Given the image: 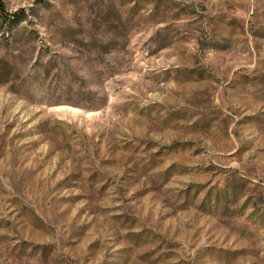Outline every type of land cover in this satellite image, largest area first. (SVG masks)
Returning a JSON list of instances; mask_svg holds the SVG:
<instances>
[{
  "label": "rangeland",
  "instance_id": "obj_1",
  "mask_svg": "<svg viewBox=\"0 0 264 264\" xmlns=\"http://www.w3.org/2000/svg\"><path fill=\"white\" fill-rule=\"evenodd\" d=\"M0 264H264V0H1Z\"/></svg>",
  "mask_w": 264,
  "mask_h": 264
},
{
  "label": "trees",
  "instance_id": "obj_2",
  "mask_svg": "<svg viewBox=\"0 0 264 264\" xmlns=\"http://www.w3.org/2000/svg\"><path fill=\"white\" fill-rule=\"evenodd\" d=\"M0 14L5 22H10L12 24L19 23L24 19V11L20 10L13 14H8L5 12L4 3L0 0ZM10 76V71H6V68L0 70V79L4 82L7 77Z\"/></svg>",
  "mask_w": 264,
  "mask_h": 264
}]
</instances>
